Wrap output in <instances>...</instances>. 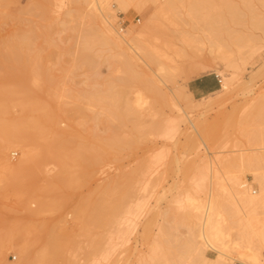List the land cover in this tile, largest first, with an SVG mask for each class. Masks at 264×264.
Returning a JSON list of instances; mask_svg holds the SVG:
<instances>
[{"label": "rangeland", "instance_id": "obj_1", "mask_svg": "<svg viewBox=\"0 0 264 264\" xmlns=\"http://www.w3.org/2000/svg\"><path fill=\"white\" fill-rule=\"evenodd\" d=\"M162 9L166 13L163 10L162 14L152 16L147 32L157 60L152 67L140 62L134 67L137 77L132 78L122 66L119 47L87 45L86 36L90 28L98 26L99 20L86 0H0V52L10 53L5 43L16 34L25 32L26 36L31 35V41L34 39L30 42L32 48L29 45L30 48L19 50L21 56L24 54L22 57L28 58L25 61L0 58V88L12 83L28 88L40 104L35 101L36 105L44 107L39 110L51 125L53 133L49 137L54 138V133L72 137L76 145L88 146L95 160L92 165L84 162L73 165L75 174L62 180L66 183L62 192L67 203L56 211L44 210L35 215L28 208L29 204L32 208L38 206L30 201L34 187L59 169L49 156L43 163L40 162L43 158L37 160L32 175L10 177L0 183V241L6 235L19 244L26 242L29 264H168L167 261L176 264L181 255L187 261L189 245L184 237L189 213L180 208L178 200L184 199L188 190L192 191L204 163L191 152L196 140L192 137L194 127L190 120L177 133L165 132L169 118L188 117L185 109L207 133L209 144L214 143L211 147L214 154L209 153L213 158L203 146L200 153L207 155L206 160L216 158V166L222 169L236 166L240 151L250 152L249 149L262 146L260 138L246 136L249 132L258 135L264 129V0H128L126 8L110 18H114L116 27L120 21H126L125 29L130 25L139 29L148 11ZM255 45L260 47L259 53L245 63L238 59L237 69L222 65L221 55H231L238 49L247 51ZM81 54L86 61H82ZM196 60L211 68L190 78L184 69ZM161 66L171 72L161 71ZM219 67L236 72L241 82L209 105L213 96H195L188 83L205 74L218 75ZM163 74L164 82L159 80ZM252 74L253 81L245 88L244 80H249ZM152 79L157 80L158 88L150 87ZM140 90L146 96L144 107L148 111L143 117L144 128L137 131L132 121L125 124L114 117L108 105L111 96H125L133 102ZM77 105L81 112L74 111ZM13 107L9 117L16 118L20 112L23 117L19 107ZM34 132L35 143H29L39 152L42 144L38 145V139L42 138L38 131ZM125 138L132 139L129 145L123 143ZM21 153V149L13 148L9 157L17 162ZM260 167H264V158ZM244 176V180L251 181V175ZM210 177L205 181L206 187L211 183ZM116 184L129 187L128 201L144 204L141 215L132 216L137 224L135 230H128L132 233L127 231L131 234L128 243L123 239L128 233L117 235L127 229L123 223L115 227L118 222L112 224L110 218L93 220L98 216L94 203ZM253 187L260 191L258 183ZM73 205L90 211L88 228L78 224ZM160 226L162 238L158 236ZM66 230L75 238L67 253L69 259L50 254L41 261L44 249L53 244L52 235ZM155 245L159 247L156 255L152 250ZM103 251L108 254L102 255ZM215 254L208 251L210 257ZM20 261L21 254L15 248L7 249L0 258V264ZM195 261L202 264L197 255Z\"/></svg>", "mask_w": 264, "mask_h": 264}, {"label": "bare ground", "instance_id": "obj_2", "mask_svg": "<svg viewBox=\"0 0 264 264\" xmlns=\"http://www.w3.org/2000/svg\"><path fill=\"white\" fill-rule=\"evenodd\" d=\"M86 3L90 6V10H92V13H94L99 20L98 26L90 28V33L86 36V42L89 47H92L95 44H112L115 48L119 47L121 49L119 55L122 57V66L127 75L132 78L137 77L134 67L138 66L140 62L148 67L153 66L157 57L154 49L151 48V44L149 43L150 39L147 34L148 30L151 28L149 22L152 16H156L159 12L162 14L164 10V13H166V9L157 12H154L153 10L146 11L147 15H144L146 21L139 27V29L134 24L135 26L130 25L127 29L120 30V25L116 27L112 21L114 18L111 19L110 17L115 16L116 11L126 8L128 0H107L106 2L104 0H86ZM22 33L23 34H16L12 39L7 40L5 47L10 48L11 51L10 53H4L3 51L0 52V58L3 57L4 59L5 57H11L17 60H21L22 58L23 61H25L24 58L26 55L25 57H22L24 54L21 56L19 50L21 48L25 50L30 44H33L30 42H33L34 39L31 41V35L26 36L27 34H25V32ZM85 45L86 43L84 41V46ZM256 45L252 48L250 47L247 51H244V49L234 51L237 52V55H235L234 52L231 55H221L220 59L222 60V65L230 69H237L239 66L237 64L238 59H241V61L245 63L250 57H254L259 53L260 47ZM83 51L86 52V50ZM84 55L86 54L84 53ZM84 55L81 54V58L84 57ZM26 59L28 58L26 57ZM86 60L83 59L82 61ZM207 67V64L196 60L186 67L184 71L189 73V77L192 78L201 72V70L203 72ZM210 68L211 67L207 69ZM160 70H168V72H171V69H166L164 66H161ZM216 72H218L219 76H222V78L220 77L222 82L219 89L209 93L213 96L209 101V105H212V103L228 94L237 86L236 84L241 82L236 72H227L221 67L216 69ZM157 74H159V72ZM253 74L250 75L249 80H244L245 88L252 83L254 78ZM152 80L153 82L150 87L155 89L158 88L159 84H157V80ZM159 80L163 82L166 81V76H164V74L161 75ZM107 97L108 96H105L106 99H108ZM109 100L111 102L108 107L114 117L121 119L125 124L128 120L132 121L134 129L137 131L144 128L142 125L143 117L148 110L144 107V102L146 103L147 100L141 90L138 91L133 102L125 96L122 98L111 96L109 97ZM35 101L37 102V105H40L37 99L32 97L28 88L20 83L7 84L0 88V183L3 184L10 177L25 178L32 175L34 164L38 163L37 160L39 158H43L42 161H40L43 163V160H47L46 158L49 156L59 167L54 174L44 179L45 182L40 183L39 186L36 188L34 187L32 190L30 201H35L38 206L37 208H32L29 204L28 208L33 214L38 215L44 210H59L67 203L62 192L66 183L62 180L65 177H72L75 174L76 171L73 169V165L76 162H84L92 165L95 160L89 147L76 145L72 137L64 138L54 133V138H50L49 134L52 132L51 125L46 120V115L39 110H43L44 107L37 106ZM118 101H120V103H118ZM201 103L202 101L198 104ZM13 106L19 107L24 113L23 117H20L22 116L21 112L19 113L20 116L16 115V118L12 116L9 117L11 114L10 109ZM75 107H73V109H75L74 111L79 112L82 109H79V106L78 109ZM34 111H39V113H35ZM183 111L188 117L182 115L171 116L168 120L169 126L165 132L175 131L177 133L182 129L183 123L189 119L194 127L192 137L196 140L193 151L191 150V152L193 153V157L194 154L200 156V159L204 164L199 171L200 175H197V177L199 178L200 176V178H196L195 180H198L196 182L194 181L195 185L191 188L192 191L188 190L184 199L178 200L180 208L185 209L186 211L188 210V218L190 222L187 221L189 226L187 227L188 230L184 237L186 243L189 245L188 259L185 261L183 259L184 256L181 255L176 264H195L196 255L199 260H201L202 264H237L238 262L241 264H264V167H260L262 166L264 158V129H262L263 132L260 134L258 133L259 136L256 135L257 133L254 135L252 132L248 133L249 136L245 135L246 137H249V139L260 138L262 146H258L259 148L255 146L254 149H249L248 151L250 152L240 151V153L237 154L238 163L236 166L238 167L234 166L232 169L224 167L222 169L218 165L216 166L214 162L216 158L214 157L215 159L212 160L213 157L209 155V153L214 154L211 149V147L213 148L214 143L209 144L208 139L206 138L207 133L198 126V123L194 122L189 117V114L185 109ZM34 131L40 133V138H42L43 141L46 140V143L43 144L42 140L38 139L40 140L38 141V145L42 144V147L40 146L41 151L39 152L36 151L37 149H33L32 145L30 146L29 143L31 142L32 144V138L35 137ZM144 132H148L147 129H145ZM131 140L132 139L130 138H125L123 143L129 145ZM34 141L33 143H35ZM202 146L208 150L207 155L212 157L211 159L206 160L205 157H207V155L205 154V156H203L200 153ZM13 148L21 149L22 152V156H20L21 158L17 162H13L9 157V151H12ZM219 157L220 156H218V158ZM211 174L212 177H210ZM246 174L252 176L250 182L244 180V175ZM209 177L211 180L208 179V181L210 180L211 183L209 182V187H206L205 181ZM254 183H258L259 192L258 189L253 187ZM129 194L128 186L120 187L117 184L114 185L110 191L105 193L103 199L94 203V209L98 216L94 217L93 220L102 221L103 219L110 218L112 224L118 222L115 227L119 224L122 226V223L124 224L123 227L127 226V229H124V232L118 231L117 234L116 230L115 233L117 235L127 234L130 232L128 231L130 228L135 230L137 223L132 216L138 217L141 215L140 213L144 209V204L141 202L131 203L128 201ZM72 208L76 213L78 224L84 227L87 226L88 228L90 211L88 212L87 209H83L78 205H73ZM120 226H118V228H120ZM161 226L160 228L158 227L160 232L158 233V236L164 234ZM106 235H108V233ZM130 235L128 233L127 237L124 236L123 238L127 240V243ZM109 236H111V234ZM52 238L53 244H50L44 249L40 260H45V257L50 254H61L65 260L69 259L67 253L72 249L75 239L70 230L53 234ZM119 239L121 238L119 237ZM107 240L108 239H106V241ZM155 243H157V241ZM10 248H15L21 254V261L18 264L30 263V250L28 244L26 242L19 244L13 238L3 235L0 241L1 259L7 249ZM158 248L159 247L157 246L154 249L152 248L154 255L157 254ZM111 249H107L108 252ZM209 250L216 253L214 257L208 255ZM104 253L106 252L103 251L102 255L105 256ZM109 255H107V257ZM167 262L168 264H174L169 263V261ZM42 264L45 263L42 262Z\"/></svg>", "mask_w": 264, "mask_h": 264}, {"label": "crops", "instance_id": "obj_3", "mask_svg": "<svg viewBox=\"0 0 264 264\" xmlns=\"http://www.w3.org/2000/svg\"><path fill=\"white\" fill-rule=\"evenodd\" d=\"M188 86L195 96H199V95H207L209 93L214 92V90L216 91L220 86V84L218 82L216 75L212 76L205 74L191 80L188 83Z\"/></svg>", "mask_w": 264, "mask_h": 264}, {"label": "built area", "instance_id": "obj_4", "mask_svg": "<svg viewBox=\"0 0 264 264\" xmlns=\"http://www.w3.org/2000/svg\"><path fill=\"white\" fill-rule=\"evenodd\" d=\"M137 20L140 21V18H138ZM125 24H126V21H120V22H119L120 30L125 29V27H126ZM216 77H217L218 82H219V84H220V86H221V82H222V81H221L220 76L216 74Z\"/></svg>", "mask_w": 264, "mask_h": 264}]
</instances>
